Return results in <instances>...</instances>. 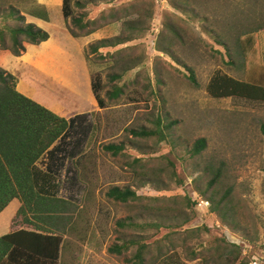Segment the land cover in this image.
<instances>
[{
	"label": "rangeland",
	"instance_id": "1",
	"mask_svg": "<svg viewBox=\"0 0 264 264\" xmlns=\"http://www.w3.org/2000/svg\"><path fill=\"white\" fill-rule=\"evenodd\" d=\"M7 1L0 2V30L17 24L6 18L9 5L23 15L33 3ZM70 2L73 16L95 19L99 26L85 36L91 39L88 46L117 37L128 41L85 54L91 76L102 81L104 108L86 118L84 155L67 163L76 174L62 170L58 176V197L73 205L64 214L59 264H130L133 248L122 256L108 252L123 238L148 245L155 255L172 256L173 264H230L222 252L219 261L210 257L217 249L226 255L221 244L242 238L255 253H263L264 139L259 127L264 103L215 99L206 87L216 72L264 87V0ZM50 16L52 25L62 21L60 9ZM240 43L248 49L243 56L237 53ZM249 58L257 68L240 65ZM189 71L196 87L188 80ZM116 92L119 96H112ZM143 129L155 135L133 136ZM198 139H205L206 148L192 157ZM120 144L124 150L116 156L103 150ZM210 163L223 165L217 190L222 195L232 189L236 210L229 215L240 224L239 231L222 224L209 203L198 209L193 200L195 194L203 197L194 184L208 185ZM112 187L129 188L138 198L126 204L107 200ZM118 221L136 225L122 229ZM156 222L163 226L153 227ZM164 258L156 264H164Z\"/></svg>",
	"mask_w": 264,
	"mask_h": 264
},
{
	"label": "trees",
	"instance_id": "2",
	"mask_svg": "<svg viewBox=\"0 0 264 264\" xmlns=\"http://www.w3.org/2000/svg\"><path fill=\"white\" fill-rule=\"evenodd\" d=\"M0 2L8 3L7 0ZM4 4H0V7ZM24 14L48 20L45 9L41 7L31 8ZM24 14L15 11V7L9 5L6 18L17 24L15 26L5 24L0 30V46L14 56H19L27 46L39 45L49 38L47 32L34 24L26 23ZM62 16L66 29L73 38L88 36L99 28L95 19L73 16L70 0H63ZM6 35L10 46L6 41ZM126 41L128 39L119 37L103 39L95 45L88 46L85 54H94L100 48L115 47ZM219 45L225 46L221 43ZM237 48V53L241 56L248 50L241 43ZM225 49L228 51L226 46ZM240 65L249 69L257 68V64L251 58L244 59ZM188 80L193 86H197L192 71H189ZM91 90L99 108H104L101 97L103 85L98 75L91 76ZM206 91L215 99L239 98L264 103V87L261 84L251 80H236L221 72H216L211 77ZM112 94L114 97L119 96L117 92ZM86 118L87 115H77L67 120L57 116L17 92L15 77L0 68V213L13 199L20 203L10 221L9 233L0 237V264H59L65 235L62 229L66 220L64 214H67L73 205L58 197V176L62 170L65 175L76 174V170L65 166V161L79 159L84 155L82 147L89 130ZM259 128L264 139V124L261 123ZM132 134L134 137L150 138L155 132L143 129ZM205 148V139H198L194 142L190 154L192 157H198ZM103 150L116 156L123 152L124 146L107 145ZM43 159H46V162L45 167L41 169L36 164ZM222 166L210 163L205 169L210 174L208 185L201 188L200 185L194 184V189L210 204L209 211L214 213L222 224H226L232 231H239L240 224L229 215L236 210L230 196L232 189L229 188L222 195L217 190L223 178ZM105 197L107 200L122 204L138 198L135 191L119 187L108 189ZM192 204L194 205V201ZM117 225L123 229L136 224L133 221H118ZM162 226L159 222L153 223V227ZM241 240L248 243L251 251L257 254L249 241L243 238ZM221 245L223 250L228 249L226 255L221 249H217V255L210 258L219 261L222 252L221 256L225 260L230 259V264H248L239 246L224 242ZM132 248L134 253L129 260L130 264H156L162 257H165L164 264L174 263L172 256H165L162 251L155 255L149 250L148 245L132 238L121 239V244L111 246L108 252L122 256ZM262 252L257 255L264 260V249Z\"/></svg>",
	"mask_w": 264,
	"mask_h": 264
},
{
	"label": "crops",
	"instance_id": "3",
	"mask_svg": "<svg viewBox=\"0 0 264 264\" xmlns=\"http://www.w3.org/2000/svg\"><path fill=\"white\" fill-rule=\"evenodd\" d=\"M62 3L63 0L33 1L32 8H44L48 20L24 14L26 23L47 32L49 38L39 45L27 46L19 56L0 50V68L15 77L17 92L68 120L77 115L88 117L99 106L91 90V73L85 58L91 39L73 38L63 16L59 24L51 23V12L60 9L62 14ZM77 159L66 160L65 166ZM43 161L45 167L46 159ZM19 206V201L13 199L0 213V237L9 233L10 221Z\"/></svg>",
	"mask_w": 264,
	"mask_h": 264
},
{
	"label": "built area",
	"instance_id": "4",
	"mask_svg": "<svg viewBox=\"0 0 264 264\" xmlns=\"http://www.w3.org/2000/svg\"><path fill=\"white\" fill-rule=\"evenodd\" d=\"M195 201L196 207L198 209L207 208L208 202L204 201L198 195L195 194L193 199ZM233 244L239 246L242 250V256L246 257L248 260V264H264V260L257 254H254L251 251V247L248 243L243 240H236Z\"/></svg>",
	"mask_w": 264,
	"mask_h": 264
}]
</instances>
